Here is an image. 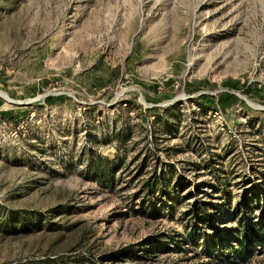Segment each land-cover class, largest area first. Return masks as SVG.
I'll return each mask as SVG.
<instances>
[{
	"label": "rangeland",
	"instance_id": "rangeland-1",
	"mask_svg": "<svg viewBox=\"0 0 264 264\" xmlns=\"http://www.w3.org/2000/svg\"><path fill=\"white\" fill-rule=\"evenodd\" d=\"M0 91V264H218L264 219V0H0Z\"/></svg>",
	"mask_w": 264,
	"mask_h": 264
},
{
	"label": "trees",
	"instance_id": "trees-1",
	"mask_svg": "<svg viewBox=\"0 0 264 264\" xmlns=\"http://www.w3.org/2000/svg\"><path fill=\"white\" fill-rule=\"evenodd\" d=\"M198 103L199 105H204V103ZM119 106L121 110L128 112L132 105L130 102L124 100ZM115 140L120 143L122 136L117 134ZM176 185L177 183L173 186V189L177 190ZM219 191L226 193L221 188ZM257 193L258 191L256 189L255 191L253 190L251 193L252 198L247 194H243L242 201L237 202L233 206L232 217L237 222V227L233 231L236 232V235L230 233L233 236V240H231L233 243H229L228 246L225 241L221 243L218 240L215 243L218 264H246L254 254L253 247H264V219L258 220L254 212H252L260 203V200L254 202L258 196ZM221 244H223V247Z\"/></svg>",
	"mask_w": 264,
	"mask_h": 264
},
{
	"label": "bare ground",
	"instance_id": "bare-ground-1",
	"mask_svg": "<svg viewBox=\"0 0 264 264\" xmlns=\"http://www.w3.org/2000/svg\"><path fill=\"white\" fill-rule=\"evenodd\" d=\"M0 94H1L2 96H4L6 99H8L9 101H12L11 99H9V97H8L6 94L2 93L1 91H0Z\"/></svg>",
	"mask_w": 264,
	"mask_h": 264
}]
</instances>
